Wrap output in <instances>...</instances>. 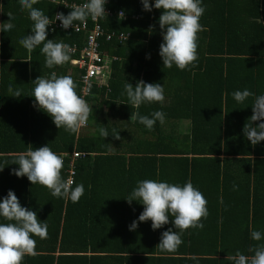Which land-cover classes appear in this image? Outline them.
<instances>
[{"label": "trees", "instance_id": "trees-1", "mask_svg": "<svg viewBox=\"0 0 264 264\" xmlns=\"http://www.w3.org/2000/svg\"><path fill=\"white\" fill-rule=\"evenodd\" d=\"M149 2L154 5L155 0ZM0 4V23L9 20L8 13L14 17V27L0 31V199L14 191L20 204L48 225L46 239L33 237L37 254L25 256L23 264H232L227 256L238 250L254 255L249 247L264 243L250 235V229L264 234V141L253 146L243 127L253 114L256 96L264 95V0H202L205 12L199 22L206 30L198 34L195 66L185 70L163 66L162 9L145 11L141 0H109L105 5L112 11L123 10L139 19L101 20L105 31L131 36L125 42L117 37L100 41V49L118 60L113 62L108 87H95L88 98L89 125L78 133L58 129L46 112L34 106L31 95L32 81L53 71L70 75L81 95L79 71L69 62L47 68L42 45L29 52L19 43L32 34L28 11L21 10L19 0ZM33 7L50 18L58 11L71 12L52 0H38ZM87 20L92 28L90 17ZM150 26H154L151 33ZM47 38L82 48L87 34L62 28L48 31ZM139 80L164 87L162 104L144 103L138 109L149 118L157 110L165 114L164 122L157 121L152 130L130 119L137 109L129 103L124 85L135 87ZM9 85L19 89L21 97H11ZM245 89L254 95L242 103L235 101L232 93ZM260 122L264 121L254 126ZM100 128H106L109 136L101 137ZM46 145L58 155L86 153L76 160L73 188L80 183L85 188L78 203L53 197L46 187L12 174L19 168L13 163L18 153ZM69 164L70 159L64 158L65 180ZM144 179L180 185L191 180L208 201L209 215L201 221L204 228L185 231L176 253L156 248L163 231L176 230L171 215L160 229L153 230L149 220L129 230L143 205L136 200L130 205L126 198ZM5 222L0 217V223Z\"/></svg>", "mask_w": 264, "mask_h": 264}, {"label": "clouds", "instance_id": "clouds-1", "mask_svg": "<svg viewBox=\"0 0 264 264\" xmlns=\"http://www.w3.org/2000/svg\"><path fill=\"white\" fill-rule=\"evenodd\" d=\"M19 2L21 10H27L33 22L32 34L21 38L19 43L29 52L42 45L41 54L45 56L47 68L62 66L68 62L70 65L74 49L63 41L57 42L47 38L48 26L53 22L42 10L33 7L38 0ZM141 3L145 11L150 12L153 7L163 10L159 17L163 37L159 55L163 66L171 68L175 65L180 70L195 66L198 60V34L206 30L199 22L205 12V8L201 6L202 0H155L154 5L150 4L149 0H141ZM105 4L106 0H87L81 5H73L69 14L58 12L54 17L55 20L61 21L64 29H68L73 27L74 21L83 23L89 17L95 21L107 16ZM7 15L9 20L0 23L2 32L10 31L14 27L11 23L14 17L11 13ZM119 16L124 17V12L121 11ZM153 28L154 26H150V33ZM146 58L150 59V54ZM71 69L77 71L72 66ZM32 82L34 88L31 96L35 98L34 106L46 112L58 129L63 127L69 133H78L86 126L92 108L78 94L77 84L70 75L58 76L53 71L49 77L39 76ZM124 89L129 103L137 109L131 113L132 121H139L148 130H152L157 121L164 122L165 114L162 111H154L151 118L148 115H141L138 111L144 103L164 102L163 85L139 80L135 87L129 82L125 83ZM8 91L12 94L11 97H21V91L19 89L14 91L11 85ZM232 95L235 101L242 103L254 94L245 89L235 91ZM252 111L253 114L243 127V134L255 146L264 141V122L254 126V122L264 121V95L256 96ZM99 132L103 138L109 136L106 128H100ZM114 137L120 138L119 134ZM13 163L18 164L19 168L13 169L12 174L17 177L26 176L32 185L46 187L53 197H63L78 203L84 195L83 183L73 188L74 180L71 177L67 180L62 177L63 155H58L48 145L35 149L29 147L27 151L18 153ZM2 170L3 168H0V171ZM126 200L130 205L133 200L143 205L138 220H134L129 226L130 231H134L139 222L149 220L152 222L153 230L160 229L169 223V215L174 218L172 223L179 231L169 228L162 232L160 242L156 246L160 252L176 253L183 243L182 234L188 229H203L204 224L201 221L209 215L208 201L203 193L193 186L191 180L183 185L154 179L140 180ZM219 203L223 204V197H220ZM0 217L7 221L0 223V264H23L25 256H35L37 242L33 237L46 239L47 223H42L35 211L23 207L12 190L8 191L6 197L0 199ZM250 235L254 241L264 239V234L258 230L250 229ZM248 251L254 255L247 256L238 250L235 255L227 256V259L232 264H264V243L250 246ZM191 259L195 260L197 257L192 256Z\"/></svg>", "mask_w": 264, "mask_h": 264}, {"label": "built area", "instance_id": "built-area-1", "mask_svg": "<svg viewBox=\"0 0 264 264\" xmlns=\"http://www.w3.org/2000/svg\"><path fill=\"white\" fill-rule=\"evenodd\" d=\"M52 2L64 6L65 10H71V7L73 5L83 4L75 2L70 3L66 0H52ZM107 3L109 4V0H106V4ZM105 11L107 13V16L105 17L98 18L95 21H93L90 17L91 22L93 24L92 28H89L90 21L86 20V22L83 23L74 22L73 27H69L68 29H66L67 31L73 30L76 33L86 32L87 34L85 46H83L82 48H79L77 44L71 46L74 51L72 53V59L70 61V65L77 71H79L80 93L86 101L92 96L95 87H108L110 78L112 76L113 62L118 60V57L104 53L100 49V41L102 40V38H106L107 41H110L117 37L118 40H120L121 42H125L129 40L131 36L130 33H120L117 35L116 32L105 31L101 24V20L107 17H115L120 20H127L128 18L139 19L138 15H128L123 10H118L114 12L107 5H105ZM121 11L124 12V17L119 16V13ZM50 19H52L53 22L48 26V31L50 33H54L58 29L63 28L61 21L55 20V17H52ZM87 103L89 104L88 101ZM88 125L89 121H87V124L84 127H87ZM62 155L63 158L70 159L68 178L71 177L74 180L75 184L76 160L81 156H85L86 153L75 151L71 154L63 153Z\"/></svg>", "mask_w": 264, "mask_h": 264}, {"label": "crops", "instance_id": "crops-1", "mask_svg": "<svg viewBox=\"0 0 264 264\" xmlns=\"http://www.w3.org/2000/svg\"><path fill=\"white\" fill-rule=\"evenodd\" d=\"M187 124H185V130H187L188 128H189V122H186ZM179 128H180V126H177V129L179 130ZM180 130H181V128H180ZM188 131V130H187Z\"/></svg>", "mask_w": 264, "mask_h": 264}, {"label": "rangeland", "instance_id": "rangeland-1", "mask_svg": "<svg viewBox=\"0 0 264 264\" xmlns=\"http://www.w3.org/2000/svg\"><path fill=\"white\" fill-rule=\"evenodd\" d=\"M186 124V123H185Z\"/></svg>", "mask_w": 264, "mask_h": 264}]
</instances>
